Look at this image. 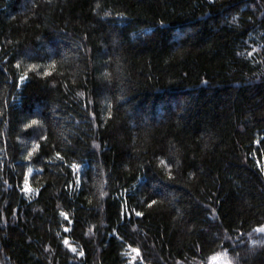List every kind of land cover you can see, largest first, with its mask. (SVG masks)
<instances>
[{
    "label": "trees",
    "instance_id": "trees-1",
    "mask_svg": "<svg viewBox=\"0 0 264 264\" xmlns=\"http://www.w3.org/2000/svg\"><path fill=\"white\" fill-rule=\"evenodd\" d=\"M260 227L264 0H0V264H264Z\"/></svg>",
    "mask_w": 264,
    "mask_h": 264
},
{
    "label": "snow or ice",
    "instance_id": "snow-or-ice-1",
    "mask_svg": "<svg viewBox=\"0 0 264 264\" xmlns=\"http://www.w3.org/2000/svg\"><path fill=\"white\" fill-rule=\"evenodd\" d=\"M33 123L35 124L37 122L36 121H33ZM29 173H31V169H29ZM26 191H29L30 192L31 189L30 188H26ZM61 215L64 216L65 219H67V214L66 213H63L62 212ZM137 215H140V213H137ZM66 231H67V229H66ZM89 231H91V229H89ZM254 231L256 233H262V234H264V227L257 228ZM64 243H65V245H67L68 247L71 248V245L69 244L68 240H64ZM252 243L253 244L264 243V241H256V240H253ZM71 250L73 252L76 251L75 248H71ZM131 251H132V253L135 254V255L132 256V260L135 261L136 258L140 255L139 250L134 248ZM79 254L80 255H83V252H80ZM128 254L129 253H126V255H128ZM210 264H232V261H231V259H229L228 254L225 251V252L217 253L215 256L211 257Z\"/></svg>",
    "mask_w": 264,
    "mask_h": 264
}]
</instances>
